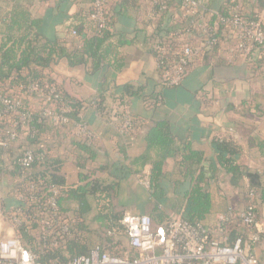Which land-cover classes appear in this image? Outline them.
<instances>
[{"label":"trees","instance_id":"1","mask_svg":"<svg viewBox=\"0 0 264 264\" xmlns=\"http://www.w3.org/2000/svg\"><path fill=\"white\" fill-rule=\"evenodd\" d=\"M74 1H81L85 8L72 17L71 41L45 36L41 21L30 19L26 10L0 17V141L7 140L10 133L17 136L7 147L0 146V156L5 160L2 169L16 181L13 195L19 200V206L4 215L37 264H68L76 257L89 255L96 247L120 257L134 254L126 243L125 220L129 215L115 205L121 182L100 178L99 174L107 172V167L100 163L91 168V163L98 159L95 137L80 136L77 130L84 123L83 112L88 107L102 111L103 95L90 102L74 97L53 70L60 60H66L71 68L84 66L88 73L124 69L125 59L120 49L131 34L114 31L119 16L129 17L135 23L134 41L143 39L146 45H151L165 85L167 69L160 65V59L176 62L190 48H200L196 67L203 64L235 68L242 62L241 81L250 87V98L241 105V117L249 120L256 113L264 118V86L253 88L257 82L264 81V43L252 41L246 31L238 32L231 24L238 16L248 27L259 23L264 32V0H224L218 9H213V1L208 0H190L196 4L194 8L186 7L185 0H150L146 9L142 0H106L102 24L93 19L96 0ZM135 12L139 15L133 16ZM146 12L150 18L147 22L143 20ZM139 24L151 27L152 33L147 35L145 29H137ZM205 42L212 44L201 48ZM52 90L54 94H50ZM122 90L124 99L141 91H135L131 85ZM4 100L14 110H9ZM49 112L67 119V124L56 125ZM244 130L246 135L251 133L248 128ZM146 142L147 155L138 158L134 165L151 166L147 184L154 213L150 217L155 228L166 226L172 219L162 212V203L168 196L163 185L168 176L165 163L174 159L178 174L190 184L177 218L194 226L203 225L208 232L207 243L230 246L240 239L251 250L264 246V234H259L260 242L252 245L251 237L257 230L232 211L219 220L217 228L204 224L212 209L210 183L217 180L215 167L224 170L232 186L241 190L245 204L242 214L253 209L257 221L262 219L264 140L253 145L259 153L257 166L242 163L239 142L230 139L216 143L217 157L210 168L204 167V153L194 150L191 142L178 140L167 121L156 123L149 130ZM26 152H31L33 158L27 168L20 163ZM70 162L80 172L78 184H69L63 173L64 166Z\"/></svg>","mask_w":264,"mask_h":264},{"label":"crops","instance_id":"2","mask_svg":"<svg viewBox=\"0 0 264 264\" xmlns=\"http://www.w3.org/2000/svg\"><path fill=\"white\" fill-rule=\"evenodd\" d=\"M149 1H141L144 9ZM208 1H213V9L224 4V0ZM82 8H85V4L74 0H0V17L16 10H26L30 19L41 21L45 36L71 41L72 17ZM146 14L143 16L145 22L150 20L148 12ZM132 15L138 16L139 13ZM135 26L132 19L123 16L117 18L114 26L117 34H131L120 49L125 59V68L120 72L105 69L99 73H88L84 66L69 67L66 60H60L53 70L65 81L66 91L70 95L86 102L103 95L102 111L88 107L83 112V121L95 137L98 157L96 163H91V168L100 163L107 167L106 173L98 175L100 178L120 180L121 189L115 205L125 214L152 216L154 213L147 184L151 166H135L134 162L147 155L146 136L156 123L169 122L171 132L178 140L189 141L194 150L203 152L206 168L215 164L216 143L230 139L239 142L241 162L255 167L259 153L253 145L264 140V118H259L256 113L249 120L241 117V105L250 98V87L241 81L244 76L242 62L235 68L200 64L189 71L179 85H165L151 45H146L143 39H137L138 42L133 40ZM139 28L145 29L147 35L152 33L149 26L139 24ZM113 43L116 41L113 40ZM1 45L0 35V49ZM126 85L133 86L135 91L141 90L139 95L124 99L122 89ZM263 86L264 81H259L253 88ZM126 116L135 122L131 132L121 130ZM244 128L250 129L251 133L246 135ZM4 161V156H0V240L16 238V232L4 213L19 206V200L13 195L16 181L2 169ZM215 170L217 180L210 183L212 209L204 222L213 229L229 211L241 216L245 210L241 190L232 186L224 170L219 167H215ZM63 173L67 175L69 184L79 183L80 172L72 162L64 166ZM165 173L168 176L163 185L168 196L162 203V212L170 219L182 213L184 195L190 184L178 174L174 159L166 161ZM263 220L264 207L260 221ZM218 235L224 241L221 234ZM126 243L129 248L127 239ZM251 251L264 262L263 245Z\"/></svg>","mask_w":264,"mask_h":264},{"label":"built area","instance_id":"3","mask_svg":"<svg viewBox=\"0 0 264 264\" xmlns=\"http://www.w3.org/2000/svg\"><path fill=\"white\" fill-rule=\"evenodd\" d=\"M106 0H96V15L93 17L99 23H104L103 15ZM185 6L194 8L195 3L185 0ZM236 31H246L252 41L262 45L264 32L260 24L244 25L243 21L235 16L231 21ZM76 36V33L73 32ZM212 42L201 45L211 46ZM197 47V46H196ZM199 47L188 50L185 57L176 62L160 59V65L166 66L167 73L164 80L168 86L179 85L189 71L198 65L196 57ZM35 90V88H34ZM52 90L50 94H54ZM1 94V92H0ZM9 110H14L9 101H3ZM16 107V106H15ZM53 122L67 124V119L49 112ZM80 136H93L86 123L77 126ZM121 130L131 132L134 126L129 116L124 117ZM17 136L11 134L7 140L0 141L1 147H7L9 141H15ZM33 161L32 153L26 152L20 159L25 168ZM54 206V205H53ZM243 222L248 226H254L257 233L252 235V245L260 242L259 234H264V220L257 221L256 214L250 209L242 215ZM223 220V218H222ZM128 245L134 254L124 257L104 253L102 248H94L89 255L72 259L68 264H186L190 261H198L200 264H263L251 251V247L244 245L242 240H237L233 245L223 246L218 242L207 243V229L201 225H191L181 218L174 217L163 227L155 228L152 218L148 215H129L126 220ZM0 264H37L36 258L21 243L18 238H6L0 240Z\"/></svg>","mask_w":264,"mask_h":264}]
</instances>
